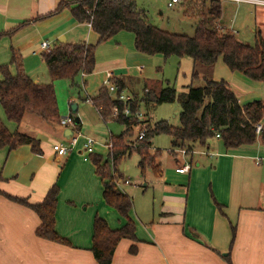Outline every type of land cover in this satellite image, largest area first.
<instances>
[{"label": "crops", "instance_id": "1", "mask_svg": "<svg viewBox=\"0 0 264 264\" xmlns=\"http://www.w3.org/2000/svg\"><path fill=\"white\" fill-rule=\"evenodd\" d=\"M63 1L72 0H0V33L14 31L0 37V66L10 64L14 50L21 57L25 73L41 83L35 73L45 64L44 55L49 51L41 49L42 43L48 42L52 48L57 43H86L96 45V66L91 74L79 75L81 100L86 102L90 98L93 103L110 77L124 80L127 87L123 90L134 100L135 95L140 100L150 85L159 83L147 77L146 71L160 55L140 54L134 47L135 38L117 37L122 32L99 42L90 24L78 22L68 8L50 15ZM169 3L170 0L168 7ZM240 5L253 6L264 16L263 5ZM218 23L228 29L221 18ZM228 30L234 32L231 27ZM258 31L253 29L255 36ZM115 37L118 39L113 41ZM218 70H223L221 63L214 68L215 80L221 79ZM11 71L17 73V66L12 65ZM226 75L241 105L252 102L249 91L256 89L254 93L259 94L257 89L264 88V83L250 80L240 72ZM92 83L96 86L94 89ZM68 103V117L78 120L72 128L47 122L46 126L31 113L18 125L7 119L0 104V119L11 133L30 135L21 131L26 118L33 127H47L46 133L39 131L37 137L30 135L40 141L42 154L34 153L30 145L11 151L0 149V191L3 193L0 195V264H99L91 251L95 217L104 218L113 230L121 229L126 223L117 211L106 205L104 185L92 160H84L80 150L65 157H59L53 150V144L66 142L74 132L84 135L80 100L74 95ZM96 110L105 121L100 108ZM96 141L95 155L105 156L110 152L106 144ZM194 155H197L195 161ZM173 156L184 163L190 161V171L179 174L175 169V173L159 174L169 182L162 195L160 221L152 225L150 232L137 225L131 210L129 217L136 225V239L119 242L112 264H264V144L259 137L253 145L227 151L215 138L207 146L195 145L185 158L176 153ZM256 158L260 159L259 164ZM175 161L181 165L179 160ZM55 184L60 188L56 231L69 244L37 237L36 230L41 225L38 215L6 196L38 204ZM215 202L221 205L222 212ZM132 247L135 252H131Z\"/></svg>", "mask_w": 264, "mask_h": 264}, {"label": "trees", "instance_id": "2", "mask_svg": "<svg viewBox=\"0 0 264 264\" xmlns=\"http://www.w3.org/2000/svg\"><path fill=\"white\" fill-rule=\"evenodd\" d=\"M184 5V13L197 19L193 36L172 33L153 25L135 0L63 1L50 14L68 8L78 22L91 25L99 36V42L126 31L134 34V47L140 54L151 57L161 55L165 60L178 57L190 58L193 61L192 82L184 92L179 94L170 84L158 87L153 83L140 100H137L135 95L136 100L130 102V109L135 113L141 104L149 107L155 104H172L177 100L181 106L179 127L165 120L154 125L148 123L143 139H138L137 135L134 140L126 139V136L136 133V128L141 125L138 118L124 117V103L113 98L106 88H101L99 95L93 99L94 106L97 109L101 107L100 115L106 122L113 118V110L117 106L120 115L116 120L125 126L123 133L110 138L113 144L110 152L112 162L109 159L103 162L99 155L90 156L104 185L105 203L126 220L121 229L113 230L104 218L95 217L91 251L99 264H112L114 252L121 240L136 239V225L129 217L133 208L132 198L123 193L116 182L121 175H118L115 166L127 155L133 152L139 155L142 175L146 170L160 174L162 169L158 156L161 151L152 154L151 148L154 137L161 134L172 138L173 148L188 151H192L195 145L207 146L217 135L226 151L253 145L258 141V137L264 144V129L259 136L255 132V124L264 121V101L241 105L230 84L213 77L215 65L222 60L231 72H240L250 80L264 82V39L261 32L256 34L255 43L249 44L238 39L233 31L220 27V0H203L199 8L191 2ZM13 32L0 33V37L11 35ZM95 50L96 45L86 43H57L44 55L51 78V82L44 84L35 82L25 73L20 55L13 50L10 64L0 66V75L3 78L0 81V104L7 119L19 125L25 115L31 113L47 123L61 124L54 82L68 79L74 86L80 74H91L96 66ZM12 65L17 66L15 74L11 71ZM195 79L202 80L200 86L193 85ZM115 81L121 90L127 87L124 80ZM21 145H30L34 153L42 154L41 143L37 138L18 131L11 133L0 119V149L11 151ZM171 153L173 154L174 150H171ZM1 194L3 193L0 191ZM59 194L60 188L55 184L49 189L45 199L38 204L6 196L28 206L38 215L41 225L36 230L37 237L69 244L56 231ZM215 204L222 212L221 205L217 202ZM131 252H135V248L132 247Z\"/></svg>", "mask_w": 264, "mask_h": 264}, {"label": "rangeland", "instance_id": "3", "mask_svg": "<svg viewBox=\"0 0 264 264\" xmlns=\"http://www.w3.org/2000/svg\"><path fill=\"white\" fill-rule=\"evenodd\" d=\"M202 1L203 0H185L184 3L191 2L195 7L199 8L201 7ZM137 2L140 9L146 12L149 22L158 28L172 33H180L188 36L194 35L197 19L184 13L187 4L184 5V3L181 2L172 7H168V0H137ZM220 2L223 11L221 17L222 24L228 29H230V27L234 29L235 35L242 42L249 44L255 43V34L253 29L260 30L262 36L264 37V16L259 15L253 6H238L239 4L229 1ZM121 35L122 36L117 37H129V39L135 38L133 33L126 31L122 32ZM117 37H115L113 41H116L118 39ZM37 59L41 58L38 57ZM218 63H221L223 67V70H218V75L221 78L220 80L223 79L227 81L226 74L229 75L232 72L222 60H220ZM191 72L192 60L190 58L170 57L165 60V58L160 55L157 56L152 65H149L146 74L150 79L159 82H155L158 87H160L161 84L163 87L167 84H170L180 94L184 92L186 87L192 82ZM35 78H38L41 83L51 82L46 64H43L37 69ZM91 81L92 80H89L88 82ZM201 83L202 80L198 81L195 79V81H193L194 86H200ZM81 84L82 80L80 77L76 78V85L74 86H72L71 81L68 79H59L54 82L60 116L61 118L68 117L70 111L68 100L71 96L75 95L77 100H80L79 114L82 120L81 132L84 135L89 134L94 136L93 138L96 137V140H98V142L101 144H108L110 142V136H119L124 132L125 126L115 119L109 120L107 122L100 119L96 108L93 106V103H91L89 99H86V102L84 99L81 100L83 93H81V97L78 94V89ZM92 85L94 89L96 86L94 83H92ZM243 87V89H246V86ZM254 91H256V89L249 91V101H264V88L257 89L259 94H255ZM139 110L145 114L144 117L140 119L138 118V121L141 124L145 121L147 124L149 123L154 125L158 121L165 120L175 127L180 126L181 106L177 100L172 104H155L149 107L140 105V109H138L137 112ZM32 117H35V119H38V121H42V123L46 126L49 125L35 115H32ZM27 119L28 118H26L24 120V124L21 125L22 132L36 137L38 136L39 131H44L46 133V126L40 127V129H38V127L36 128L31 126ZM137 130L138 128H136V133L134 132L133 135L126 136V139L130 138L131 140H134L135 135H137ZM159 150L161 153L158 156V163L161 165L164 175L169 172L175 173V169L179 166V164H176V159L179 160L181 164L184 163L183 160L181 161L180 158H175L171 153V150H175V148L172 147V138L169 135L161 134L154 137L151 153L153 154ZM101 157L106 160L109 159V161L112 162V154L110 152H108L105 156L101 155ZM193 157V160L195 161L197 155H194ZM139 161V155L136 152H133L131 155H127L119 164H117L115 166V170L117 171L118 175L121 174V176H119V180H116V182L119 189L132 198V215L135 222H137V225H142L151 232L152 225L160 221V211L162 205L164 204L162 202V195L166 185L169 184V182H166L163 177H161L159 174L153 173L150 170H146V172L142 175L139 168ZM111 168H113L112 165ZM125 180L129 183L126 184ZM113 210L116 211L115 209Z\"/></svg>", "mask_w": 264, "mask_h": 264}, {"label": "built area", "instance_id": "4", "mask_svg": "<svg viewBox=\"0 0 264 264\" xmlns=\"http://www.w3.org/2000/svg\"><path fill=\"white\" fill-rule=\"evenodd\" d=\"M220 1H229L233 3H250V4H255V5H263L264 6V0H220ZM181 3V0H170L169 6L172 7L176 4ZM91 26V25H90ZM52 48L51 44L48 42H44L41 45V49L43 51L50 50ZM84 75V73L82 74ZM116 78L110 77L104 82L103 88H106L109 91V94L115 98L117 101H122L125 105V108L123 110V116L124 117H135V118H142L145 116V114L139 110L138 112L136 111L135 113H132L131 107H130V102L133 100V97L128 96L124 90H121L116 83ZM148 90H146L147 92ZM90 100V98H89ZM101 109V107H100ZM120 111L118 107H114L113 110V116L115 118L119 117ZM61 125L65 127L72 128L73 126L76 125L75 119L73 117H65L62 118L60 121ZM146 125L147 123L144 121L137 130V136L138 139H143L146 136ZM264 129V124L263 123H257L255 124V132L259 136L261 132ZM217 138H219V135H217ZM98 143L97 141L90 136H84L81 133H73V135L66 140V142H59L53 144V150L54 152L59 156V157H65L73 152H78L80 150V153L84 157V160H90V156L94 155L97 153L96 147ZM107 149L111 152L113 148V144L110 142L105 145ZM174 153L177 155H181L183 158H185L190 151L187 149H175ZM256 163H260V159L256 158ZM191 169V164L189 162H185L181 165H179L176 168V172L179 174H186L190 171ZM126 184H128V181H125Z\"/></svg>", "mask_w": 264, "mask_h": 264}, {"label": "water", "instance_id": "5", "mask_svg": "<svg viewBox=\"0 0 264 264\" xmlns=\"http://www.w3.org/2000/svg\"><path fill=\"white\" fill-rule=\"evenodd\" d=\"M60 41H64V39H62ZM76 123H78V120H76ZM68 130L71 132V134L73 133L72 129H68Z\"/></svg>", "mask_w": 264, "mask_h": 264}]
</instances>
